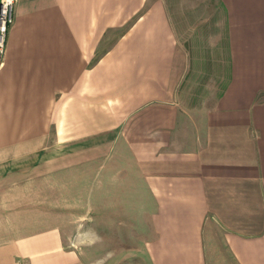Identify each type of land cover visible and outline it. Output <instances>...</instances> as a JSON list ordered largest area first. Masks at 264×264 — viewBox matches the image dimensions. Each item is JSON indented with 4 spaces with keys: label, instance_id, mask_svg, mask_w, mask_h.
Instances as JSON below:
<instances>
[{
    "label": "crops",
    "instance_id": "0c3cea01",
    "mask_svg": "<svg viewBox=\"0 0 264 264\" xmlns=\"http://www.w3.org/2000/svg\"><path fill=\"white\" fill-rule=\"evenodd\" d=\"M217 3L188 40L164 0L17 1L0 264H94L82 221L137 198L150 264H264V0Z\"/></svg>",
    "mask_w": 264,
    "mask_h": 264
},
{
    "label": "rangeland",
    "instance_id": "374dc122",
    "mask_svg": "<svg viewBox=\"0 0 264 264\" xmlns=\"http://www.w3.org/2000/svg\"><path fill=\"white\" fill-rule=\"evenodd\" d=\"M164 1L169 7L174 6L175 8H178L179 6L184 9L186 7L187 12L184 18L185 22H182L184 35L188 40H193V37H195L193 34H197L198 31L201 30V26L205 24L202 22L210 19L211 6L213 4H218V0ZM193 8H196V10ZM175 12H177L176 9ZM203 30L206 32L208 31V29ZM196 39H198V37ZM193 43L195 44V40ZM81 201H84L82 202V206L85 210L89 207L88 211L91 215H96L97 200L76 199L74 200V206L76 205L75 209L79 207L78 210H80ZM89 201L93 203V206H88ZM122 202L124 203L123 200ZM123 203L122 207L116 210L120 212V214H116L115 216L110 213L108 216L112 219L116 217L121 220V225L118 227L117 225L114 226L112 220L108 219V217L105 221H99L100 218L98 217L84 216L85 218L82 222L84 224L87 223V225L82 227L86 232L85 239H88L89 241L96 240L101 244L98 246L97 242L89 247L90 251L88 253V258L91 261H94V264H150L145 252V242L150 231L148 219L146 218L142 207L144 200L141 198L133 200V207L138 211V214L135 217L127 216L125 212L127 208L124 207ZM134 208L133 212L136 211ZM79 223H81V219H79ZM104 223V229H99Z\"/></svg>",
    "mask_w": 264,
    "mask_h": 264
},
{
    "label": "built area",
    "instance_id": "2783aa9c",
    "mask_svg": "<svg viewBox=\"0 0 264 264\" xmlns=\"http://www.w3.org/2000/svg\"><path fill=\"white\" fill-rule=\"evenodd\" d=\"M18 0H2L0 6V68L4 64L7 38L9 30L14 22L15 6Z\"/></svg>",
    "mask_w": 264,
    "mask_h": 264
},
{
    "label": "snow or ice",
    "instance_id": "6c2138e0",
    "mask_svg": "<svg viewBox=\"0 0 264 264\" xmlns=\"http://www.w3.org/2000/svg\"><path fill=\"white\" fill-rule=\"evenodd\" d=\"M8 2L10 3V2H11V0H8ZM0 6H2V0H0Z\"/></svg>",
    "mask_w": 264,
    "mask_h": 264
}]
</instances>
